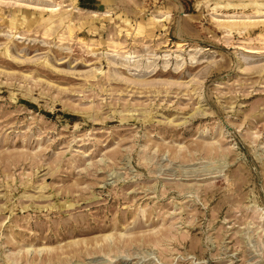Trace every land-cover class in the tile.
Instances as JSON below:
<instances>
[{"label":"rangeland","instance_id":"rangeland-1","mask_svg":"<svg viewBox=\"0 0 264 264\" xmlns=\"http://www.w3.org/2000/svg\"><path fill=\"white\" fill-rule=\"evenodd\" d=\"M0 264H264V0H0Z\"/></svg>","mask_w":264,"mask_h":264},{"label":"bare ground","instance_id":"bare-ground-1","mask_svg":"<svg viewBox=\"0 0 264 264\" xmlns=\"http://www.w3.org/2000/svg\"><path fill=\"white\" fill-rule=\"evenodd\" d=\"M61 21V20H60Z\"/></svg>","mask_w":264,"mask_h":264}]
</instances>
